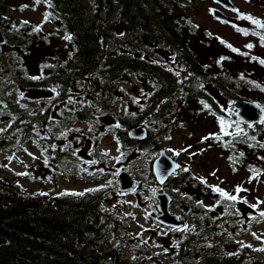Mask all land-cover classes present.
Listing matches in <instances>:
<instances>
[{
	"label": "trees",
	"instance_id": "obj_1",
	"mask_svg": "<svg viewBox=\"0 0 264 264\" xmlns=\"http://www.w3.org/2000/svg\"><path fill=\"white\" fill-rule=\"evenodd\" d=\"M180 1L50 0L51 6L46 3V12L51 13L47 22L54 30L46 33L33 32L34 25H22L4 15L0 5V41H7L0 43V122H7L0 132V151L23 149L30 143L40 150L42 169L50 180L72 176L99 182L110 174L109 160L101 156L99 141L112 135L116 143L119 138L117 146L124 153L122 158L129 157L134 175L143 179L138 171L143 176L151 169L150 158L158 150L157 137L173 125L169 122L171 115H187L196 110L232 120L235 116L222 110L217 96L231 101L233 97L248 96V91L264 95L261 91L264 80L252 71L260 65L258 60L253 66L242 63L252 70L239 66L238 70H242L238 73L234 68L210 72L205 67L196 50L197 40L205 39L212 44L216 39L206 35V30L189 24V17L181 18L183 13L176 12L182 7ZM248 22L242 28L249 29L250 34L259 30ZM13 24L18 31L13 30ZM66 32L73 39L64 40L63 45L59 43L60 35ZM121 32L123 36L118 35ZM255 37L262 47L259 37ZM239 59L248 58L241 55ZM45 62L57 65L55 69L43 70L45 79L25 77V70L29 76L38 75L40 65ZM176 71L180 77L175 75ZM188 73L194 75L185 80ZM241 73L244 79H240ZM127 77H136L145 83L144 93H151L141 95L137 109L127 110L135 112V116L112 110V104L125 93L116 84ZM197 77L204 84L203 89L196 86ZM249 81H256L260 87ZM56 84L61 85L59 96L51 92ZM39 88L49 89L50 95H38ZM21 91L24 97L19 96ZM69 94L81 104H67ZM201 100L211 105L210 111L203 108ZM66 104L75 111L70 113ZM117 121L120 128L114 127ZM140 123L147 125L148 137L137 141L128 131ZM242 127L256 140L231 136L220 141L210 139L232 157V172L249 170V166L256 169L255 159L264 157V148L258 146L264 143V125ZM76 128L81 131L61 135L66 129ZM225 141L234 142V147H225ZM90 160L99 163H88ZM101 168L103 172L97 171ZM96 188L99 187L92 189ZM166 190L172 196V211L186 224L195 225V231L170 230L168 245L153 251L147 240L141 243L140 236L127 230L126 216L100 209L105 200L103 188L83 191V196L33 195L25 193L19 183L0 175V264H138L125 258V254L141 249L153 254V264H264V252L255 250L264 246L247 247L249 244L237 240L243 215H232V208L225 213L224 202L212 210L196 203L199 200L203 205H214L219 195L205 197L203 186L189 171L180 170L172 176ZM236 206L240 210L238 202Z\"/></svg>",
	"mask_w": 264,
	"mask_h": 264
},
{
	"label": "rangeland",
	"instance_id": "obj_2",
	"mask_svg": "<svg viewBox=\"0 0 264 264\" xmlns=\"http://www.w3.org/2000/svg\"><path fill=\"white\" fill-rule=\"evenodd\" d=\"M30 1L31 0H3L2 4H27ZM233 1L235 4L234 8L239 9L240 12H249L258 16H264V0ZM183 2L184 11L188 12L192 16V19L199 27H208L214 36L222 37L226 42L231 43L236 48H241L248 40L251 39L250 37H242L239 35L230 24L222 23L221 21H217L212 18L210 9L213 6H218L215 1L187 0ZM42 9H44L42 5H37L36 8H26L21 13H18L14 10H7L6 13L38 23L41 20ZM227 14L231 16L233 22H237V14L235 12L229 10ZM44 28L48 29L49 25H45ZM196 49H198V52L201 53V57L206 62H209L212 59V51L209 50L207 46L203 44L200 46V44H197ZM123 85L131 94L136 96H138L142 86V84L135 79H128L123 83ZM126 105L127 103L120 104L119 108L125 109ZM220 105L224 110L228 111V103L221 100ZM210 132H217L216 125L211 119L205 118L196 123L186 120L185 126L183 128L175 127L171 130L169 135L172 137L171 139H161L160 147L168 150L188 148V152H181L178 156L176 155L179 162L187 164L196 176L206 177L208 184L218 185L224 189H227L229 192L233 191L235 185H242V187L244 189H248V191L240 192L239 197L246 198L248 201V204H246L247 208L252 213L256 212L257 210L250 209L249 205L251 203H256L257 198H259V201H264V169L256 180L248 179L245 173H241L239 175L231 174L225 156L222 155L221 151L217 148L211 147L207 142H200L201 137L207 135ZM189 145H191L190 148L188 147ZM104 148H109L110 154L116 155L114 143L110 138L105 139ZM201 149H203V151H200ZM194 152L200 153V155L191 161L189 157L190 154ZM29 153L32 155H29ZM171 154L173 153L171 152ZM9 157H11V159H9ZM38 159V152L31 146H27L24 151H16L11 153V155H4L0 153V165L5 164L8 168L18 173H24L26 170L36 173L38 170L36 169ZM213 171L216 172L215 177L209 175V173ZM12 177L13 176L11 175V178ZM250 180L251 182H249ZM49 181H38L25 178L22 179V184L28 191L35 192L41 190L50 194L65 188L82 190L90 185L72 178L68 180H59L56 182ZM221 181L223 182L221 183ZM148 184L150 187L156 188V182L153 185V183L149 181ZM139 188L141 191L145 190L141 186ZM146 192L148 193L142 197H138L132 193H123V195H119L120 193L112 194L111 197L113 199L106 202L104 207L116 208L125 213H132L135 216V219H133L129 225L130 230L135 233H141L144 239L146 237L153 236L155 240L162 241L166 236L162 233H166V231L162 226L157 223L155 224L152 220L154 214L152 209V200L145 199V197H151V191ZM125 201H131L132 203H125ZM114 205L115 207H113ZM134 205H138V207ZM259 207L260 210H264V204H260ZM146 214L147 219H145ZM141 225H143V229L140 227ZM144 229L147 230L145 231ZM241 233V238L244 240L249 241L254 245L261 244L264 240V220H260L259 223L249 226L245 232ZM252 233H256L260 239H256ZM154 244H156L155 241ZM146 259L151 260V257L149 254L144 253L143 256L140 257V260L146 262Z\"/></svg>",
	"mask_w": 264,
	"mask_h": 264
},
{
	"label": "snow or ice",
	"instance_id": "obj_3",
	"mask_svg": "<svg viewBox=\"0 0 264 264\" xmlns=\"http://www.w3.org/2000/svg\"><path fill=\"white\" fill-rule=\"evenodd\" d=\"M40 2H41V0H34V4H39ZM44 2L49 4V6H51L50 0H44ZM27 6L28 5H26V4L21 5V10H23ZM231 10L237 14V19L238 20L239 19H243V20L250 21L252 25L256 26V29L264 30V20H261L259 18L253 17L250 13L240 12L239 9H236V8H232ZM210 11L214 12V10H212V9H210ZM50 17H51V13L50 12H45L44 16H43L42 23L43 22H47L50 19ZM217 18L219 19V17H217ZM225 22H227V21H225ZM28 23H30V22L26 21V20L22 21V25H27ZM188 23L191 24L192 22L189 20ZM195 27H198V25H195ZM232 27L235 28L236 31L241 33L242 35L247 36V35L250 34L249 29H247V28H241V27H239L236 24H233ZM12 28H13V30H17L18 31V29H17L15 24H13ZM41 28H42V24H37V25L33 26L32 31L33 32H39V31H41ZM259 30H253L251 32V34L259 37L260 45L262 47H264V31H259ZM118 35L123 36L124 33L121 32V33H118ZM206 35L211 36L212 34L211 33H206ZM45 39H47V38H45ZM62 39L65 40V41H71L73 39V36H72L71 33L66 32L65 35L62 37ZM216 39L219 40V42L221 44L225 45L233 53H237V54H240V55H243V56H248L249 55L248 52H242L239 48H236L231 43L226 42L222 37L217 36ZM0 43H7V41H0ZM244 47L250 50V49H252L254 47V45L251 42H249ZM71 55L72 54L69 53V57H71ZM250 58L252 60H254V61L258 60L261 65H264V59L256 57V56H251ZM17 59H19V58H17ZM141 59H143V57H141ZM173 59H175V57H173ZM227 59H229V57L220 56L216 60V63L217 64H221L222 61L227 60ZM153 62L155 63L157 61H153ZM66 63H67V61H65V64ZM62 66L63 65H61V67ZM56 67H57L56 64L45 62V63H42L40 65L41 71H40V73L38 75L29 76L27 71L25 70V77L27 79H30V80L45 79L43 70L44 69H55ZM181 67H183V66H181ZM205 67H208V66L205 65ZM169 71H173V69L169 68ZM175 75L177 77H180V72L176 71ZM193 75H194L193 73H188L187 76L184 77V79L187 80L189 76H193ZM240 79H244V74L243 73L240 74ZM196 80H197V85L196 86L198 88H200V89H203L204 88V84L202 82H199V78L198 77L196 78ZM77 83H79V82H77ZM249 83H252V84L256 85L257 87H260L259 84H257L256 81H249ZM153 87H155V85H153ZM60 89H61V85L56 84V85H54L51 88V92L55 93L56 96H59L60 95V91H59ZM71 91H72L71 89H68L69 93H71ZM121 91H123V89H121ZM261 91H264V88H261ZM141 94L145 95V96H150L151 95V93H144L143 89H141ZM24 95H25L24 92H22V91L19 92V96L20 97H24ZM51 102L52 101L50 100L49 103H51ZM132 102L133 103H139V99L137 97H132ZM37 103H39V101H37ZM85 103H87L89 106H92V102L91 101H87ZM200 103L203 105L204 109H208L209 111L211 110V105H209L207 102L201 100ZM67 104L79 105V104H81V101L76 99V98H74L71 94H69L68 95ZM67 104L65 105V108L70 113L74 112L75 108H68ZM229 104H234V102L230 101ZM21 107H26V106L25 105H21ZM256 107L260 111L259 119H258V121L256 123H259L260 125H264V105L256 104ZM143 108H144V105H141V111L143 110ZM41 111H43V109H41ZM97 111H100V109L97 108ZM228 113H229V116H233L234 115L235 119L226 120L224 116L216 117V119L218 121V124H219L218 132H210L207 135L202 136L201 140H200L201 143H205V142L209 141L210 139H213V140H216V141H220L222 139V137H227V136L235 137L237 139L244 138L245 141H247V139L256 140V136H248L247 133L245 132V128L242 127V125H245L248 129H252L255 126L254 122L245 119L238 108L230 107V108H228ZM32 114L34 115L35 113H32ZM101 114H103V113H101ZM125 114L131 115V116H135L136 115L135 112H131V113L127 112V109H125ZM213 115H214V113H213ZM13 119H15V117H13ZM96 122H98V118H97ZM110 127H112V126H110ZM114 127H116V128H120L121 127V124L119 123V121H117L115 123ZM181 127H183V125H181ZM229 129H233V130L230 131ZM91 130H92V124L90 123L89 131H91ZM2 131H4V129H0V132H2ZM71 131L80 132L81 130L79 128L66 129L65 132L61 133V135L66 137V133L67 132H71ZM129 135H132V133H129ZM171 138H172L171 136H166L165 137V139H171ZM116 139H117V143H119V138L117 137ZM34 143H36V141H34ZM224 146L225 147H228V146L234 147V142L225 141L224 142ZM258 146L261 147V148H264V143L259 144ZM50 147L51 148H55L56 145H50ZM188 147L190 148L191 145H189ZM249 147H252V145H249ZM117 151L119 152L120 149L117 148ZM168 151H170L174 155L178 156L181 152H188V148H180L179 150L169 149ZM200 151H203V149H201ZM29 155H32V154L29 153ZM73 155H75V152H73ZM123 155H124V153L121 152L119 156L113 157V159H115L117 162H119L122 159ZM192 155H195V153H192ZM243 155H244V153L241 152L240 156L243 157ZM101 156L102 157H107L108 156V152L107 151L102 152ZM9 159H11V157H9ZM228 159L231 161L232 157L229 156ZM259 159L264 160V157H259ZM88 163L96 164V163H99V161L90 160V161H88ZM44 164L45 165L48 164V159L47 158L44 159ZM4 167H7V165H4ZM172 168L173 169H180L183 172L190 171V169L188 167H181V165H179V164H173ZM97 171L103 172L104 169L101 168V169H98ZM249 171L256 173V170H255V168L253 166H249ZM119 172H120V169H117L116 172L113 173V175L114 176H118ZM28 174L29 173H26V172L17 173V175H28ZM167 174H169V173H168V169L166 167L163 168V170H162L161 164H157L156 165V179L159 180L161 184L164 182ZM175 174H176L175 171H172L170 173V175H175ZM209 175L215 177L216 176V172L213 171V172L209 173ZM256 175H258V173H256ZM253 178H256V177L254 176ZM194 179L198 180L201 184L206 185L208 188L211 189V191L213 193H217L219 195V198L215 200V204L214 205H203V201H199V200L196 201V203L198 205L208 207L209 210H212V208L214 206H218L222 202H224V204H225V209H224L225 213H228L229 208H232V209H234V211L231 213L232 215H234V216L244 215L237 208L236 202L238 200H240L244 204H248V201H247L246 198L238 197L237 194L242 192V191H248V189H244L242 187V185L237 184L233 188V192L236 193V194H231L228 190H225L224 188H222V187H220L218 185L208 184V181H207L206 177H204V176H194ZM222 182L223 181H221V183ZM249 182H251V180ZM111 184H112V181L110 180L106 184L100 185L99 188H96V189H91V188L90 189H85V192L99 191L100 188H106V187H108ZM130 190L132 192L136 191V189H134V188L130 189ZM119 191H120V194L123 195V191L122 190H119ZM150 191L152 193V196L151 197H145L146 200H154V197H155V195L157 193V189L156 188H151ZM173 191L179 192V189H173ZM66 194H71L73 196H83L85 193L84 192H75V191L69 192L68 190H65V192H62V193H58V195H66ZM33 195H36V193H33ZM39 195H47V193L40 192ZM181 195L185 196L188 199H191V197L187 196L186 193H181ZM228 202H232V203L229 204ZM125 203L131 204L132 202L131 201H125ZM260 204H264V201H259V198H257V202L256 203H251L249 205L250 209L257 210L256 212L252 213L251 217H247V216L245 217L248 220L249 223H251L252 219H257L258 222H259V220H264V210H260V207H259ZM134 206L138 207V205H134ZM113 207H115V205ZM126 215L132 216V218L135 219V216L132 213H126ZM145 219H147V214L145 215ZM201 219H203V217H201ZM239 222H241V221H238V223ZM140 227L143 229V225H141ZM144 230L146 231L147 229H144ZM170 230L171 231H181L182 229L178 228V227H175V226H172L170 228ZM188 230L195 231V225L183 224V231H188ZM162 234L166 235L167 233H162ZM139 235H140V233H137V236H139ZM229 235H231V234H229ZM252 235L256 239H260V237L257 236L256 233H252ZM141 243H147V241L142 240ZM247 247H252V246L251 245H247ZM255 250L256 251H260V252H264V247H261V248L255 249ZM164 251L167 252L168 249H164ZM228 254L229 255H233V253H228ZM133 259H135V258L133 257Z\"/></svg>",
	"mask_w": 264,
	"mask_h": 264
},
{
	"label": "water",
	"instance_id": "obj_4",
	"mask_svg": "<svg viewBox=\"0 0 264 264\" xmlns=\"http://www.w3.org/2000/svg\"><path fill=\"white\" fill-rule=\"evenodd\" d=\"M224 4L232 5L229 0H219ZM214 16L227 19L225 16H223L220 12L214 11ZM234 104L239 108L241 114L243 117L247 120H250L252 122H257L259 119L260 111L256 107V104L244 101V100H237L234 102ZM130 133H132V137L137 139H144L146 137V130L142 126H138L133 128ZM161 164V168H167L168 173L166 175L165 180L170 175L172 171L175 169L172 168L173 164H176L173 160H171L163 151H160V155L155 159L153 163V171L156 177V165ZM164 180V181H165ZM160 183V181L158 180ZM135 179L131 177L129 173L126 171H121L118 175V184L120 186V190H127L132 189L135 186ZM156 198L158 199L157 207L160 211V215L156 217V219L168 226H175L180 227L184 224L183 221L180 220L179 216L176 214H173L169 210V202H170V196L167 193H159L156 195Z\"/></svg>",
	"mask_w": 264,
	"mask_h": 264
},
{
	"label": "bare ground",
	"instance_id": "obj_5",
	"mask_svg": "<svg viewBox=\"0 0 264 264\" xmlns=\"http://www.w3.org/2000/svg\"><path fill=\"white\" fill-rule=\"evenodd\" d=\"M170 7V6H169ZM158 38V37H157ZM11 42V41H10ZM38 44V43H37ZM48 44V43H47ZM104 46V45H103ZM160 59V58H159ZM18 79V78H17ZM21 125V124H20ZM29 129H30V127H29ZM52 136V135H51ZM85 142V141H84ZM89 151V150H88ZM92 189V188H91Z\"/></svg>",
	"mask_w": 264,
	"mask_h": 264
}]
</instances>
